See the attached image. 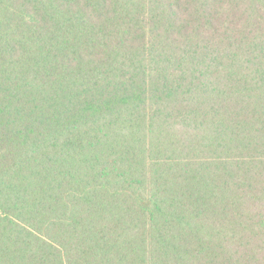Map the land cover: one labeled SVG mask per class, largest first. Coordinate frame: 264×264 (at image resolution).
Here are the masks:
<instances>
[{
    "label": "trees",
    "instance_id": "1",
    "mask_svg": "<svg viewBox=\"0 0 264 264\" xmlns=\"http://www.w3.org/2000/svg\"><path fill=\"white\" fill-rule=\"evenodd\" d=\"M0 264H264V0H0Z\"/></svg>",
    "mask_w": 264,
    "mask_h": 264
}]
</instances>
